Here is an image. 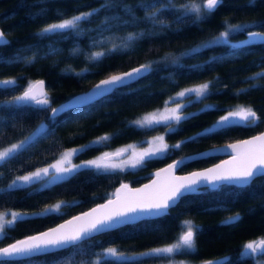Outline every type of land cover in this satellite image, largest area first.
Instances as JSON below:
<instances>
[{"label":"trees","instance_id":"1","mask_svg":"<svg viewBox=\"0 0 264 264\" xmlns=\"http://www.w3.org/2000/svg\"><path fill=\"white\" fill-rule=\"evenodd\" d=\"M103 0H0V27L8 44L0 45V79L16 77V85L0 86V101L17 96L29 81L41 79L51 101V107L68 96L90 86L97 79L140 63H151L152 70L117 90L93 101L90 105L68 110L50 119L49 110L34 105H6L0 103V119L7 121L0 136V146L23 139L40 122L49 126V133L10 161L0 164V189H6L16 176L50 163L57 154L72 145L89 144L94 138L113 134L104 145L91 146L73 157V161L89 158L102 150L115 149L127 142L143 145L146 138L162 133L168 144L184 141L180 149L147 160L137 168H125L106 173L95 169H80L67 180L48 188L32 184L23 188L0 191V210L38 212L46 205L58 201L72 202L60 213L45 217H27L7 231L0 247L25 235L44 229L57 221L108 197L120 182L138 184L164 163L182 156L191 157L200 149L232 141L264 129V78L251 79L252 74L264 68V45L248 46L233 55L226 44H215L187 55L189 50L218 35L225 28L224 21L237 24L245 21H264V0H255V7H245L248 0H223V4L210 16L196 20L189 16L177 21L176 14L165 10L159 19L167 26H156L144 21V11L134 7L140 18L136 23L113 24L111 31L103 35V47L93 46L100 36L95 29L107 15L101 11L91 23H82L84 33L38 34V30L50 24L97 8ZM133 6L139 0H123ZM183 0H176L181 3ZM124 20L130 18L122 11ZM249 31H264V27L249 26ZM129 33H136L128 48H119L98 60L89 59L94 51L119 45ZM246 32H233L229 39L238 43L246 38ZM110 41V42H108ZM73 49H79L74 53ZM34 57L32 60L27 58ZM213 57H217L215 61ZM19 58V59H18ZM194 65H204L193 68ZM85 70V71H81ZM77 73H81L77 75ZM248 78V79H246ZM210 81L208 95L197 101L192 98L186 109V119L176 131L166 132L163 125L149 129L132 126L131 121L140 114L160 106L178 89ZM255 84L256 87H251ZM247 89L238 92V89ZM216 108L201 111L205 105ZM237 105L251 106L260 116L252 126H233L214 133L205 130L213 126L220 116ZM192 114V115H189ZM199 134L194 141L188 137ZM221 158L208 155L189 159L176 171L202 167ZM264 177L257 178L247 188L222 184L216 189L201 187L200 192L182 198L168 209L166 215L125 225L108 233L94 234L84 246H91L92 253H101L100 264H154L168 262L152 256L135 259L117 258L102 254L106 247H117L126 254L143 252L173 242L181 231L182 222L190 220L198 225L194 249L176 254L174 259L184 264H202L228 257L221 264H254L242 257V245L249 240L264 237ZM39 189V190H38ZM239 213L240 220L225 224L227 217ZM73 250L61 249L33 257L31 261L0 260V264H54L55 261L72 258ZM96 257L90 256L94 260ZM79 264L80 256L74 257ZM264 260V257L261 258Z\"/></svg>","mask_w":264,"mask_h":264},{"label":"snow or ice","instance_id":"2","mask_svg":"<svg viewBox=\"0 0 264 264\" xmlns=\"http://www.w3.org/2000/svg\"><path fill=\"white\" fill-rule=\"evenodd\" d=\"M222 4L223 0H183L181 3H176V0H139V3L133 6L124 3L123 0H103L97 8H90L88 11L78 12L70 17L59 19L57 22L46 24L38 30V34L63 35L71 33L81 35L85 31L81 28L82 23H91L92 18L98 16L101 11L114 13L113 15L106 14L95 29H88V31L97 32L100 36L99 40L94 39L93 46L103 47L106 42L103 34L111 31L113 24H134L140 19L135 15L134 7L141 8L144 11L143 20L152 23L156 27L167 26L163 20L159 19L165 10H171V12L175 13L177 21L189 16H194L198 21L204 18L205 15L210 16ZM245 7H255V0H248V4ZM119 11H122L130 19L124 20L119 15ZM224 25V30L219 32L218 35L189 50L186 54L198 53L201 49L215 44H226L233 49L232 54L236 55L248 46L255 44L264 45V31L248 30L249 26L264 27V21L253 20L233 24L226 18ZM233 32H246L247 35L243 41L232 43L229 36ZM137 35H143V33H129L127 38L119 45L113 43L110 48L91 52L88 58L98 60L119 48H128L129 43ZM8 43L5 33L0 30V45ZM78 51L79 49H73L74 53ZM27 59L30 61L34 57ZM216 59L219 58H212L213 61ZM0 61H2V58H0ZM192 67L202 68L204 65H194ZM151 70V63H141L129 71L110 74L105 79L94 84L86 94L70 97L57 107H51V101L45 90V82L42 80L29 81L19 95L13 96L7 101H0V103L16 106L34 105L42 110L50 109V119L54 122L61 113L90 105L93 101L104 97L114 90L138 80ZM80 74L77 73V75ZM261 78H264V68L259 72L253 73L251 77L253 80ZM17 83L16 77L0 79V86L4 88ZM251 87L255 88L256 85L252 84ZM209 90L210 81L185 87L169 96L164 101L162 109L146 113L140 118L131 121L130 124L144 129H149L154 125H163L166 132H174L176 131V126L186 119L183 109L188 104L185 101L191 102L190 98L192 96H195L196 100L199 101L208 95ZM237 91L245 92L247 89L241 88ZM172 104L175 106H170ZM214 108H216L215 105L208 104L201 111ZM260 119L253 107L237 105L232 110L227 111L225 115L220 116L214 125L206 129L205 132L210 134L233 126H252L257 124ZM6 124L7 121L0 119V136L4 135L3 128ZM48 133L49 126L42 122L30 134L24 136L23 139L11 142L7 146H0V164L10 161L40 139L45 138ZM112 136L113 134L110 133L104 134L96 137L89 144L65 149L55 159L54 163H49L44 167H37L24 175L15 176L8 183L7 188L0 189V191L23 188L36 183H39L41 188H48L67 180L80 169H95L99 174L115 170L123 171L126 167L137 168L149 159L160 157L173 149H180L184 143V141H178L175 144H168L165 141V136L161 134L145 141L147 147L128 145L115 152H103L100 156L82 161L79 164L72 162L73 157L79 153L91 146L106 144L112 139ZM198 136L199 134L187 139L194 141ZM224 147L231 150L229 159L222 160L219 164L212 167L193 171L186 175H176L177 169L181 168L189 159H193V157L182 156L165 168L158 169L154 173L155 178L140 188H132L129 184L121 183L113 193L108 194V198L104 203L97 204L89 211L73 216L55 227L25 236L22 239H16L14 242L0 247V260L30 262L33 257L38 255L71 248L73 250L72 258L60 259L55 261L54 264H76L74 259L76 255L81 257L79 264H100L101 253H92L90 251L91 246H84L85 242L94 234L108 233L110 230L135 224L141 220L164 216L167 214L168 209L175 206L182 198L199 193L201 187L207 186L210 189H216L222 184H227L239 188H247L252 185L255 179L264 177V132H260L258 135L251 136L248 139L237 140ZM201 155L197 154L195 158H199ZM259 187H264V185ZM75 203V201H58L54 204L46 205L42 210L33 213L11 209L0 210V243L3 242V239L8 238L7 231L14 228L16 223L22 222L25 218L30 216L45 217L50 214L60 213L65 205H74ZM240 218L239 213H236L227 217L224 223L234 224ZM198 227V225H193L190 220H185L182 222L181 231L171 243L131 254L121 252L117 247H108L102 249V254L128 259L152 256L167 259L168 264H184L183 261L175 260L174 256L194 249ZM93 255L96 258L94 260L89 259ZM241 255L252 259L254 264H264V260H261L264 257V237L245 242L242 245ZM227 259L228 257L217 258L216 261H204L202 264H221L222 261Z\"/></svg>","mask_w":264,"mask_h":264},{"label":"water","instance_id":"3","mask_svg":"<svg viewBox=\"0 0 264 264\" xmlns=\"http://www.w3.org/2000/svg\"><path fill=\"white\" fill-rule=\"evenodd\" d=\"M0 30H2L1 27H0ZM2 31H3V30H2ZM3 32H4V31H3ZM5 36H6V35H5ZM6 39H7V36H6ZM140 64H141V63H140ZM138 65H139V64H136V65L130 66V67L126 68V69H123V70H120V71H116V72L109 73V74H107V75H105V76H103V77L97 79L95 82H93V83H92L90 86H88L87 88H85V89H83V90H81V91H78V92H76V93H73L72 95H70V96H68L67 98L61 100L60 102L56 103V104L53 105L52 107H57V106L63 104V103H64L68 98H70V97H74V96H79V95H82V94H86L87 92H89V91L91 90V88H92V86H93L94 84L98 83V82H99L100 80H102V79H105V78H106L107 76H109L110 74H115V73H120V72L129 71L131 68L137 67ZM36 80H41V79H36ZM34 81H35V80H34ZM22 91H23V90H22ZM22 91H20L19 94H20ZM19 94H18V95H19ZM50 112H51V110H49V115H50ZM260 132H264V129H261L260 131H258V132H256V133H253V134H251V135H247V136L242 137V138H239V139H235V140H232V141H227V142H223V143H219V144H214V145H212V146H209V147H206V148L200 149V150H198V151H196V152H193V153L191 154V157H193V158L197 157V154H202L199 158L206 157V156H208V155H220L221 158H219L218 160H216V161H214V162H212V163H210V164L204 165V166H202V167L192 168V169H189V170H187V171H176V175H186V174L191 173V172H193V171L203 170V169H205V168H209V167H212L213 165L219 164L222 160H227V159H229V157H230V153H231V150L225 148V147H224L225 145H227V144H229V143H234V142L237 141V140L248 139V138H250L251 136L258 135ZM115 151H116V150L111 151V152H115ZM195 159H197V158H195ZM173 161H174V160H171V161H168V162L164 163L163 165H161L160 167H158L157 169H155L147 179H145L144 181L139 182L138 184H134V185H132V184H129V183H127V182H120V183L114 188V191H115L116 188H118V187L120 186L121 183L129 184V186L132 187V188H140L141 186H143V185H145V184H148L151 180H153V179L155 178V177H154V173H155L158 169L165 168L168 164H171ZM114 191H113V192H114ZM107 198H108V197H107ZM107 198H105V199H103V200H101V201H98V202H96V203L90 205V206L87 207L86 209H83V210H81V211H79V212H76V213H74V214H72V215H70V216H68V217H65V218H63V219L57 221L56 223H54V224H52V225H50V226H48V227H46V228H44V229H41V230H39V231H36V232L31 233V234H28V235H33V234H35V233H37V232L45 231V230H47L48 228L55 227L56 225L63 223L65 220H69V219H71L73 216L79 215V214H81L82 212L89 211L91 208L95 207L97 204L104 203L105 200H106ZM28 235H25V236H28ZM25 236L20 237V238H17V239H22V238H24ZM15 240H16V239H15ZM12 242H14V240H13ZM12 242H10V243H12ZM10 243H8V244H10ZM6 245H7V244H6ZM6 245H4V246H6ZM2 247H3V246H2Z\"/></svg>","mask_w":264,"mask_h":264},{"label":"rangeland","instance_id":"4","mask_svg":"<svg viewBox=\"0 0 264 264\" xmlns=\"http://www.w3.org/2000/svg\"><path fill=\"white\" fill-rule=\"evenodd\" d=\"M57 22V21H56ZM200 84V83H199ZM193 85H196V84H193ZM189 86H192V85H189ZM189 86H185V87H189ZM185 87H182V88H180V89H178L176 92H178V91H180V90H182L183 88H185ZM175 92V93H176ZM192 98H195V96H192L191 98H190V100L192 99ZM189 101H185V103H188ZM170 106H172V107H174L175 105L174 104H172V105H170ZM164 107V102L160 105V106H158V107H155V108H153V109H151V110H149V111H146V112H144V113H142V114H140L139 116H137L135 119H138V118H140L141 116H143L144 114H146V113H149V112H152V111H155V110H158V109H162ZM183 111H184V114L186 113V109H183ZM226 114V113H225ZM224 114V115H225ZM40 123H42V122H40ZM39 123V124H40ZM44 123V122H43ZM39 124H37V126L39 125ZM36 126V127H37ZM36 127H34L28 134H30ZM27 134V135H28ZM162 133H156V134H154V135H151V136H149V137H147L146 138V140L145 141H147V140H149V139H152L153 137H155V136H158V135H161ZM95 139V138H94ZM93 139V140H94ZM92 140V141H93ZM8 144H6V145H4V146H7ZM81 145H85V144H79V145H72V146H69V147H67V148H65V149H71V148H76V147H79V146H81ZM128 145H136L137 147H147V144L144 142L143 143V145H138V144H136L135 142H127V143H125V144H122V145H120V146H118L117 148H115V149H110V150H102L101 152H98L97 154H95V155H93V156H91V157H89V158H85V159H81V160H79V161H72L73 163H75V164H79V163H81L82 161H86V160H90V159H94V158H96V157H98V156H100L103 152H111V151H114V150H118V149H120V148H124V147H126V146H128ZM65 149H63V150H61L58 154H57V156L50 162V163H54L55 162V159H57L58 157H59V155H60V153L62 152V151H64ZM126 158V157H125ZM49 164V163H48ZM47 165V164H46ZM46 165H43V166H40V167H44V166H46ZM127 168V167H126ZM33 170H35V169H33ZM33 170H30V171H33ZM29 172V171H28ZM27 172H25V173H22V174H19V175H24V174H26ZM16 176H18V175H16ZM37 185L38 186H41L39 183H37ZM14 211H16V210H14ZM252 240H254V239H252ZM247 242V241H246ZM106 248H108V247H106ZM154 264H168V262H164V263H154Z\"/></svg>","mask_w":264,"mask_h":264}]
</instances>
